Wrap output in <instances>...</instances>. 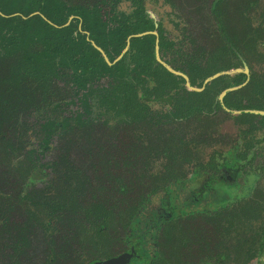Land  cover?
I'll list each match as a JSON object with an SVG mask.
<instances>
[{"label":"trees","instance_id":"1","mask_svg":"<svg viewBox=\"0 0 264 264\" xmlns=\"http://www.w3.org/2000/svg\"><path fill=\"white\" fill-rule=\"evenodd\" d=\"M219 1L177 0L172 6L192 27L163 53H171V64L190 71V78L200 74L203 79L212 73L193 65L209 44H220L209 29L212 9ZM11 5H18V0H0L4 13ZM55 8L59 11L43 3L40 9L47 18L54 14L57 24L64 23L68 13ZM56 31L40 14L24 20L14 40L0 31V264H93L122 252L132 254L127 264H147L157 255L165 264H262L263 162H253L261 177L245 197L232 198L219 207L207 206V201L194 203L219 185L226 191L241 189L245 168L239 161L241 155L233 154L222 164L192 168V176H202L189 194L193 209L172 201L174 189L182 186L189 173L176 148L183 128L200 130L209 138L230 134L229 130L221 133L219 127L230 117L224 113L220 119L213 112L219 107L220 89L243 82L244 74L217 77L204 93L177 98L179 107L173 117H159L161 136L142 132L141 124L137 127L136 118L127 117V111L123 115L122 109L116 113L96 109L88 121L90 140L58 137L51 148L36 153L26 148L28 139L17 138L23 129L4 131L2 124L13 110L29 118L44 105L55 109L61 93L56 88L66 91V82L74 75L72 61L68 50L56 45L61 37ZM186 40L193 52L184 47ZM158 72L160 94L165 84L177 85L178 76L162 68ZM253 92L263 99L251 106L264 109V90L255 81L235 94L247 100ZM223 99L229 101L231 93ZM120 123L129 137L113 140L111 130ZM59 126L57 117L54 127ZM44 153L52 159L48 172ZM159 194L160 206L146 216L144 208ZM256 238L259 244L254 249Z\"/></svg>","mask_w":264,"mask_h":264},{"label":"flooded vegetation","instance_id":"2","mask_svg":"<svg viewBox=\"0 0 264 264\" xmlns=\"http://www.w3.org/2000/svg\"><path fill=\"white\" fill-rule=\"evenodd\" d=\"M77 2L78 0H37L34 8L26 9L29 1L18 0V5L9 6L6 13L2 12L0 9V20L12 16L20 20V23L15 29H2V32H8L7 35L11 36V40L18 37L17 30L23 25L24 20L30 16L40 14L49 24L57 28L56 34H60L61 36L56 44L57 46L62 47L61 44L63 43V39L67 38L65 35L69 34L71 32L70 29L73 28L72 31L81 36V41L94 50L93 57L102 59V61L112 69L111 72L104 74L98 73L96 69L91 67L79 66L76 62L77 59L75 54L68 51L70 54L69 60L72 61L70 62V66L72 67L74 75L67 80L66 91L61 87L56 88L57 91L61 93L59 97L56 98L57 101L54 102V106H56L55 109L52 104L49 106L44 105L40 111L37 113L34 112L33 114L37 125L41 124L39 129H44L49 133L54 142L51 141L50 143L42 144L30 141L26 148L35 149L36 153H40L44 148H51L55 144L57 138L60 137V130L63 126L67 125L65 122L68 120L65 118L66 112L59 110L58 105L69 100L72 103L80 104L82 107L83 105H89L90 114L87 118L86 116L81 118L79 123L81 127H88L91 129V124H89L88 121L94 116L96 109L108 113H116L118 109H122L123 115L124 112L127 111L129 114L127 117L136 118L133 122L137 127L141 124L139 127L142 132L149 133L147 132L148 128H152L153 130L150 133L157 135L159 132L161 135L162 131L159 130V117H173L175 109L177 106L179 107V104H176L177 98L184 94L188 96V94L192 92L204 93L207 84L213 79L220 76H232L241 73L244 74L243 82L220 89L217 96L219 107H217L213 113L220 119L225 117V114L230 118L242 116L247 119L248 117H253L251 120H253L252 124L254 126L248 128L236 127L235 130H230V128V134L226 136L217 134L209 138L205 135V141H203L201 145L194 147L192 144L193 149H197L196 151H198L201 146H212L216 141H218L217 148L220 141L224 142L223 145H225V148L222 151L213 148L206 160H199L200 162L195 161L192 163V168L204 164L213 165L216 162L222 164L228 161V155L240 154L241 159H239V161L243 162V167L245 168V181L243 182L242 190H228L222 193H226L229 198L236 199L247 196L248 194L245 195L244 185L248 184L251 178L256 174H258L256 179L257 182L261 177L259 169L253 166V162L259 161L260 163H264V114L251 113L248 112V110L264 111V109L260 107L251 106L252 103L257 104V101L263 98L256 97V92H253V96L251 97L249 95L248 99L245 100L240 93L235 94V91L245 86L250 80L255 81L261 86L262 90H264V77L254 76L256 73L254 66L264 61V0H246V5L241 11L238 10L240 4L237 3L235 5L236 7L233 9L234 16L232 17L234 22L233 25H231V29L234 31L233 36L236 42H233L229 35L224 34L225 32L221 24L216 25V32L212 30V33L216 35L217 39L221 38L219 41L220 44L221 42L225 43L229 49L232 50V55L238 63L226 68L211 70L212 73L205 76L203 79H201L202 75L200 74L196 78H190V71H182L171 64V53H163V51H167V46H174L176 41L182 39L189 33L192 27V22L189 19H183L177 14L178 19L170 20L172 28L176 30L174 38H170L172 32L164 25L160 17L148 7L146 2H143L141 5L138 4L139 0H96L97 3L94 1L91 4ZM99 2L101 4L111 5L116 11H119V7H121L122 14L117 17L116 24L104 20L102 11L99 10L96 5ZM127 2L129 3V7L127 6ZM43 3H47L51 7V10L59 11L55 8L56 6L60 7V11L62 9L63 12L68 13L66 21L62 24H57L54 14H51V17L47 18L40 9ZM14 11L15 14L11 15ZM214 14L215 13L209 18V27L212 19H214ZM218 33L221 36H219ZM107 37L109 39V44L105 43L104 45L102 40ZM223 39H226L227 42H223ZM243 43L244 45L239 49ZM220 44L209 45L218 46ZM184 47L188 52H193V47L188 40L184 42ZM208 49L209 48L201 52L202 56L195 62L196 66L193 65L196 67V70H209V68H199L201 61L203 62V59H206L208 56ZM189 63L191 64L192 62ZM166 64L185 74L188 81L183 76L169 71ZM161 68L178 76L177 85L173 83L165 84L166 88L163 90L162 94H160L158 88L160 83L158 79V70ZM230 70H236V72L223 73L206 81L209 76L215 73ZM194 73H196V71H194ZM224 90H227V92L221 96ZM230 93L231 99L229 101H224V96ZM165 98L169 99V101H165ZM111 99L115 102L127 101L128 104L124 107L119 105V108L116 110H108L105 108L104 103L106 100L111 101ZM226 102H228L230 106H227ZM209 106L210 102L206 103V107ZM43 108H45V110H42ZM219 109L223 110L222 114H219ZM57 117H59L60 126L53 128L52 125H55ZM226 124L228 123L226 122ZM226 124H221L219 127H226ZM35 127L36 125L34 128ZM183 129H187V126ZM187 130L189 133V129ZM31 131H33V129L28 132ZM111 131L113 140H126L129 137L124 123H120L118 126L114 125ZM198 132L201 131L199 130ZM88 133H90V130ZM202 151L203 153L198 154L200 159H204L206 148L204 147ZM221 155L223 156L221 157ZM47 157L48 154L46 156V153H44L43 165L48 172L52 165V159L48 160ZM34 160H36L35 155ZM221 178H223V176H221ZM256 181L255 185L257 183ZM36 183L40 185L42 181H36ZM222 187L223 185L218 186V188ZM253 188H251V190H253ZM212 193H218V189L209 191L207 195ZM258 244L259 238H256L252 243V247L255 249Z\"/></svg>","mask_w":264,"mask_h":264},{"label":"rangeland","instance_id":"3","mask_svg":"<svg viewBox=\"0 0 264 264\" xmlns=\"http://www.w3.org/2000/svg\"><path fill=\"white\" fill-rule=\"evenodd\" d=\"M29 4L26 9H32L35 7L37 0H28ZM96 0H78L77 3H84V4H91ZM138 1V0H137ZM143 2H146L148 7L153 10L157 16L160 17L162 22H164V25L172 32V35H170V38H174V34L176 33V30L172 28L170 20H175L177 18V10L173 8V4L177 2V0H139L138 4H142ZM128 3V2H127ZM239 3L240 8L238 9L241 11L243 7L246 5V0H222L219 1L215 4L213 12L215 13L214 19H212L210 23L209 29L216 32V25L221 24L223 31L225 32L224 34L229 35L230 39L234 42V31L231 29V25H233V19L232 17L234 16L233 9L236 7L235 5ZM98 9L102 11L103 18L104 20L108 22H112L116 24L117 17L121 16L122 14V9L119 7V11L114 10L111 5L107 4H101L100 2L96 4ZM129 7V3L127 4ZM15 14V11L11 13V15ZM20 23V20L14 16L12 17H6L2 20H0V31L2 29H8V30H13L16 28V26ZM85 23V22H84ZM83 23V24H84ZM73 28L70 29V33L65 35L63 39V43L61 44L62 47L67 49L68 51H71L75 54L76 56V62L78 63L79 66L82 67H91L93 69H96L98 73H104L107 74L112 71L111 67L106 65L102 59L99 58H94V50L89 46L86 45V43H83L81 41V36L78 35L77 33H74L72 31ZM219 36H221L218 33ZM219 41L221 38H218ZM108 37L103 39V43L109 44L108 42ZM237 40V39H236ZM236 42V41H235ZM244 45L241 44L240 48ZM209 49L207 51L208 56L206 59H203L204 61L200 63L199 68H209V70H215V69H221V68H226L229 67L230 65H235L237 64V60L233 57L232 55V50L229 49V47L225 44L222 43L220 45H208ZM206 56V55H205ZM261 64H256L254 67L256 73L254 76L258 77H264V61L260 62ZM259 77V79H260ZM126 94V93H125ZM120 103V104H118ZM105 108L106 109H117L119 108V105L127 106L128 102L127 101H119L115 102L114 100L111 99V101L106 100ZM58 109L65 111V118L68 119L66 120V126L60 130V137H81L85 138L86 140H90L88 136L89 128L88 127H81L80 126V120L82 117L86 118L89 116V105H83V107L78 104V103H72L70 100L65 102V103H60L58 105ZM42 110H45L43 108ZM79 113V117H78ZM40 116V113H39ZM253 117H248L247 119L240 116L238 118H230V120L227 122L226 127H222L221 131L223 132L224 129L226 130H232L237 128H248L250 126H254L252 124L251 120ZM36 127L34 128V126ZM2 126L4 127V131H8L9 129L12 128V131H16L17 129H23V132H18L16 133L17 138L18 137H23L25 139H28V141L33 142V143H50L51 141L54 142L51 139V136L49 133H47L44 129H39L41 124L37 125V122L35 121V116H30L29 118L25 117L18 113L17 111L13 110L10 112V115L5 118V121L3 122ZM54 128V125H52ZM31 132H28L29 130H32ZM35 129V130H34ZM147 130V129H146ZM153 129L148 128L147 132H151ZM3 131V132H4ZM27 132V133H26ZM191 133V134H189ZM187 129H184L183 132V137L181 139H178L177 143V150L181 155V158L185 161L186 167L189 173L185 174L184 178H186L185 181H183L182 186H178L179 188H175L174 191L176 192V196L172 198L173 203H175L178 207L182 206H187L190 209H193L194 207L192 206L194 203H199V204H204L205 201L207 206H214V207H219L223 206L232 200V198H229L226 193H222L223 191H226L227 188H218V193H212L209 195H206L204 198H202L200 201L192 202L190 199V192L199 186L202 176L197 174L195 176H192V163L195 161H204L208 158V154L212 151L213 148H217V143L216 141L215 144L212 146L206 145V146H201L198 151L197 149H193L192 146L194 147L201 145L203 141H205V136L202 135L201 132H198L197 130L189 131ZM157 135H160L159 132ZM13 137V134L11 133L9 137ZM161 136V135H160ZM159 136V137H160ZM193 144V145H192ZM224 142L219 143L218 148L219 150H223L225 148V145H223ZM206 148V153L204 155V159H200L198 154L203 153L202 149ZM223 155H221L222 157ZM225 158V157H224ZM223 158V159H224ZM49 160V157H47ZM199 161V162H200ZM258 177V174L254 175L253 178L248 182V184L244 185V190H245V195L248 194L252 191L251 188L255 186V181ZM257 182V181H256ZM243 187V186H242ZM241 187V189H242ZM162 194H159L156 198L153 199L151 204L147 205L144 210L145 215L148 216L149 213H151L153 210L152 209H157L160 204H159V199H161ZM216 195V196H215ZM158 200V201H157ZM144 215V214H143ZM146 218V217H145ZM260 231L262 230L259 228ZM161 249V248H160ZM163 253V252H162ZM165 254V253H164ZM162 255V254H161ZM147 264H165V259H162V256L157 255L156 257H151L149 262Z\"/></svg>","mask_w":264,"mask_h":264},{"label":"water","instance_id":"4","mask_svg":"<svg viewBox=\"0 0 264 264\" xmlns=\"http://www.w3.org/2000/svg\"><path fill=\"white\" fill-rule=\"evenodd\" d=\"M166 67L172 73L177 74V75H181V76H183L188 81L187 76L185 74H183L181 71L175 70V69L171 68V66H169L167 64H166ZM233 72H236V70L218 72V73H215V74L209 76L206 79V81L211 80L212 78H214V77H216V76H218L220 74H223V73H233ZM226 92H227V90H224L222 92L221 96L224 93H226ZM237 112H241V111H237ZM248 112H251V113H254L255 112V113H258V114H264V111H258V110H248ZM131 256H132L131 253L122 252V253H120V254H118V255H116L114 257H111L109 259L102 260V261H96L93 264H127L129 262V260L131 259ZM262 264H264V252H263V256H262Z\"/></svg>","mask_w":264,"mask_h":264}]
</instances>
